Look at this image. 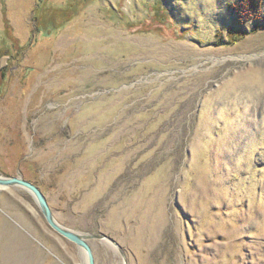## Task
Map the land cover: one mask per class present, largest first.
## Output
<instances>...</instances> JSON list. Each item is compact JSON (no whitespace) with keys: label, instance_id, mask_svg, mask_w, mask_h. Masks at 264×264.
Returning <instances> with one entry per match:
<instances>
[{"label":"rangeland","instance_id":"374dc122","mask_svg":"<svg viewBox=\"0 0 264 264\" xmlns=\"http://www.w3.org/2000/svg\"><path fill=\"white\" fill-rule=\"evenodd\" d=\"M239 1L0 0V176L96 264H264V0ZM0 264L88 257L13 186Z\"/></svg>","mask_w":264,"mask_h":264},{"label":"water","instance_id":"95a60500","mask_svg":"<svg viewBox=\"0 0 264 264\" xmlns=\"http://www.w3.org/2000/svg\"><path fill=\"white\" fill-rule=\"evenodd\" d=\"M13 186L22 187L23 189L30 192L37 201L41 212L49 226L62 237L66 238L67 240L75 243L77 246L82 248L88 257V264H96L92 247L88 243L87 238L77 232L63 227L56 221L46 196L37 185L29 182L28 180H25L23 177L0 176V189H7ZM104 237L106 236H99L98 238ZM110 240L111 242H114V240Z\"/></svg>","mask_w":264,"mask_h":264},{"label":"trees","instance_id":"16d2710c","mask_svg":"<svg viewBox=\"0 0 264 264\" xmlns=\"http://www.w3.org/2000/svg\"><path fill=\"white\" fill-rule=\"evenodd\" d=\"M261 0H240V6L236 7V13L238 15L239 20L244 21L248 19H258L259 17V6L261 5ZM255 16V17H254Z\"/></svg>","mask_w":264,"mask_h":264}]
</instances>
